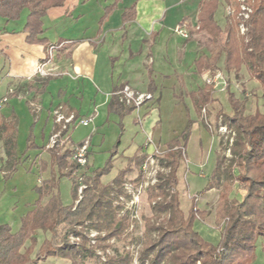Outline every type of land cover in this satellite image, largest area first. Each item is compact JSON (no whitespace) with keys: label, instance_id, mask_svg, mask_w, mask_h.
Masks as SVG:
<instances>
[{"label":"crops","instance_id":"1","mask_svg":"<svg viewBox=\"0 0 264 264\" xmlns=\"http://www.w3.org/2000/svg\"><path fill=\"white\" fill-rule=\"evenodd\" d=\"M175 1L64 0L62 6L48 10L42 19L43 38L47 40V45L38 46L26 41L24 28L27 10L15 22L0 18V98L8 99L7 103L0 105V127L6 128L5 133L0 129V220L4 200L9 194H17L21 188H30L34 197L26 203L28 212L19 218L21 226L22 219L34 209L38 200L35 189L56 172L52 150L74 155L75 148L81 144L78 143L79 139H75L76 127L62 133V142L68 138L64 146L49 148L51 138L60 130L52 114L58 107L79 119L94 117L93 128L85 139H91L89 159L93 158L95 163L98 156L92 150L94 143L98 144L99 141L100 149L105 142L106 131L113 129L117 133V145L109 151L100 152L110 155L103 166L112 161L108 174L117 168L114 178L108 181L103 179L105 176L102 178L104 184L111 183L128 168L130 173L126 183L137 185L140 169L136 167L134 159L147 156L144 149L147 137L164 148L181 137L183 133L177 138H171L169 133L166 137L161 133L155 135L162 123L161 116L158 122L153 116L156 108H164L170 100L185 104L186 96L193 110L190 95L208 86L204 83V74L199 75L195 68V62L200 57L195 48L200 46L203 39L196 36L189 41L175 33L177 28H183L189 37V29L197 25L201 13V0ZM174 6H185L187 12L181 20L168 24L163 10ZM182 23L185 25L181 26ZM52 29L54 32H51ZM52 45L59 47L53 55L52 66L48 67L54 72L43 78L36 75V70L47 59L48 48ZM125 87L136 94H151L153 100L146 102L139 111L126 113L127 108L120 106L116 96ZM213 94L215 96L216 91L213 90ZM207 114L197 115L210 132L205 119ZM193 118L197 117L190 113L189 108L187 119L190 121ZM9 132L16 135V158L20 160V165L16 173L7 179L3 138ZM111 154H114L112 158ZM219 155L218 149L207 192L195 196L200 197L198 210L206 214V220L213 216L215 222L220 190L213 183L212 176ZM97 169L101 168H94V164L89 162L87 178ZM235 188L233 186L230 198L240 201L245 193L241 191V198H238ZM214 192H218V195L213 213H210ZM144 203L148 204L147 199ZM15 209L17 207L9 208L6 213L13 214ZM0 224L10 225L1 221ZM196 228L212 242L220 237L219 232L212 234L211 229L201 221H197ZM259 240L253 264H264V240Z\"/></svg>","mask_w":264,"mask_h":264},{"label":"trees","instance_id":"2","mask_svg":"<svg viewBox=\"0 0 264 264\" xmlns=\"http://www.w3.org/2000/svg\"><path fill=\"white\" fill-rule=\"evenodd\" d=\"M119 1L121 0H117ZM231 2L232 0H201V13L197 25L189 29L188 40L201 37L207 42V51L197 59L195 68L199 75H203L222 63L228 73L235 74L246 66L248 73L264 88V0H254L255 11L247 24L250 41L244 43L232 27L226 41L221 45L217 11L223 4L228 6ZM63 3L64 0H0V18L15 22L27 10L28 17L24 28L27 43L47 45V40L43 38L42 19L48 10L60 7ZM184 25L185 23L181 24ZM230 88L229 83L227 93L230 94L233 115L232 119L227 118L235 126L237 135L231 158L227 160L220 153L212 176L213 183L220 190L215 219L221 226L219 239L212 242L204 238L196 228L198 219L204 220L206 214L198 210L194 199L187 214L181 208L178 174L185 158L186 145L191 138V126L179 139L165 146V153L159 159L157 182L147 189V202L152 219L142 216L145 231L138 257L139 264L255 262L257 242L259 239L264 240V114L246 115L247 100L239 101L230 93ZM190 96L199 116L203 109L217 101L209 87ZM262 98L264 101V93ZM119 104L127 108L126 113L135 111L134 107ZM0 129L2 133L6 132L5 126ZM3 143L7 157L4 172L5 178L9 179L20 165V160L16 158L14 132L7 133ZM72 155L71 152L60 153L58 149L52 150L56 172L35 189L38 200L34 209L22 219L19 231L13 232L10 226L0 224V264H35L36 259L32 255L39 231L50 234L51 239L45 242L38 257L44 252V258H60L71 264H86L88 261H94L95 264L133 263L131 251L106 255L105 261L96 254V249H113L108 242L114 239L128 246H134L138 242V237L133 231H129L133 222L130 212H125L120 217L119 214H122L124 208L115 206L119 196L124 195L123 188L130 169L121 171L111 183L104 184L102 178L112 167V161L109 160L105 167L93 171L92 176L87 178V189L82 200L77 205L64 206L59 198V183L63 178L72 181L74 201H77V183L74 176L77 164ZM113 156L111 154V158ZM146 159V155L134 159L136 167L140 169L137 185L143 183L142 167ZM235 170L238 171L237 176ZM234 183H238L239 190L245 193L240 201L230 198ZM86 223H90L100 233L105 232V236L97 239V246H90L89 239L84 236L81 244H71V237L81 236L75 228L83 227ZM60 227L65 228L62 246L55 248L53 240ZM27 243H30V247H27Z\"/></svg>","mask_w":264,"mask_h":264},{"label":"rangeland","instance_id":"3","mask_svg":"<svg viewBox=\"0 0 264 264\" xmlns=\"http://www.w3.org/2000/svg\"><path fill=\"white\" fill-rule=\"evenodd\" d=\"M176 3V1L174 0ZM255 2L254 0H232L230 5L223 4L221 8L218 11L217 14V20H218V26L220 30V44H224L226 41L228 32L230 28H235L237 35L243 39L244 43H248L250 41L249 37V27L248 22L253 15ZM185 6H174L173 8H168L163 14L165 15L166 19L165 21L169 24H174L175 22L181 20L183 16H185L187 10H185ZM230 11H229V10ZM244 9H248V12H245ZM230 13V14H229ZM245 15H248V18H246ZM243 27L244 31L241 29ZM51 32H54L52 29ZM206 40H202V43L200 46H196L195 51L201 55L202 53L207 51L206 47ZM194 47V46H193ZM192 56V55H191ZM222 71L226 74L227 78L229 79V83L231 85L230 93L234 94L235 97L239 101L247 100L246 105V115L253 116L257 113L264 114V101H263V93L264 88L261 87L259 82H257L256 79L252 77L248 73V68L246 66L242 67V70L240 72H237L235 74L228 73L222 63L218 64V68L211 69L208 71ZM206 71V72H208ZM205 72V73H206ZM229 85V84H228ZM211 88V87H210ZM229 93H227V90L225 92H219L216 91V103L210 107L209 111L208 108L203 109L202 114H207L209 112V115L207 114L206 122L208 123V126L210 127V132L208 131V127L203 124L202 121L198 119V115L195 108L190 106L189 100L184 97V101H186L185 104H182V102H178L176 100H170L168 103H166L165 107H157L153 116H156L157 122L161 121L160 117H162V123L159 125V127L155 131V135L157 136L159 133L162 135H166L169 133L171 134V138H177L180 136L183 132L190 129L192 126V129L190 130V139L188 140V143L185 148V158L181 164L178 178L179 180V193H180V202H181V208L183 211L187 214L189 209L191 208V205L193 203V197H195L197 194H205L207 192V189L209 187V179L212 175V172L214 170V164L216 160V152L220 151L223 157L225 159L231 158V150L233 149L232 146L234 144V141L236 139V131L235 126H233L231 120L228 121L227 117H231L232 119V108L231 104L229 102ZM152 101V100H151ZM181 106V107H180ZM188 106V108H186ZM190 113L197 117L196 119H190V121L187 119L188 113ZM185 115H187L185 117ZM193 117V116H192ZM164 118V119H163ZM223 126L226 128V133L222 134L220 133V127ZM93 128V124L91 123L87 127L79 126L78 130L75 134V139H79L78 143H82L85 141V136L90 130ZM213 133V134H212ZM105 134V133H104ZM105 142L102 147H99V141L98 144L94 143V147L92 150L96 152V163L94 162V159H89V162L94 164V168H102L105 164V160H108L110 158L109 154H100V152H106L109 151L113 146L117 145L118 142V135L116 132H114L113 129H110V131H106L105 134ZM95 137V136H94ZM82 138V139H81ZM100 139V137H98ZM124 138L122 139V141ZM221 141V146L219 148ZM97 145V146H96ZM96 146V147H95ZM91 147V146H90ZM222 147V148H221ZM224 148L226 150H224ZM164 146L162 147V151H164ZM223 149V150H222ZM101 156H99V155ZM109 155V156H108ZM160 170V169H159ZM158 170V171H159ZM117 168H115L114 171H112L110 174L106 175L103 179L105 181H108L110 178H114L116 176ZM158 173V172H157ZM236 176L238 175V171L235 170ZM157 177V174H156ZM87 181V179H86ZM59 192L61 201L64 206H72L75 204L74 196H73V183L68 178L61 179L59 183ZM236 190V196L238 198H241V191L238 189L239 185L238 183L233 184ZM35 193L37 194L36 190ZM218 195V192H214L212 197V205H211V212L213 213L214 203L216 200V197ZM200 196V195H199ZM34 197V194L32 193L31 189H25L21 188L17 194L10 193L7 199L4 200L3 206H2V213H1V222H9V226L11 227L13 232L19 231L20 226V217L25 214L27 211L26 203L27 201H31ZM120 197V196H119ZM78 198V197H77ZM145 199H147V194ZM200 199V197H199ZM34 200V199H33ZM119 198L117 199V203L115 206H121L118 204ZM196 205L199 207V202L194 201ZM142 203V202H141ZM17 210L15 213L10 214L6 213V210L9 208H16ZM122 215L121 213L119 216ZM142 216H146L147 218L152 217V213L149 209L148 204L143 203V209H142ZM121 217V216H120ZM152 219V218H151ZM211 217H208L207 220H201L198 221L203 222L205 226H207L212 234L217 235V233H220L221 226L218 225ZM212 220V222H211ZM64 227H60L58 231L57 237L52 241L55 244L56 247L62 246V236L64 234ZM75 230L78 233H81L80 238H70L71 244H81L82 243V237H86L89 239V245L90 246H97L98 245V238L104 237V233H100L93 229L90 225V223H86L83 227L75 228ZM130 232L133 231L134 235L138 237V242L134 246H128L121 242H116V240L109 241L108 244L113 246V249H108L107 251H103L100 249H96V254L101 257L102 261H105L107 256L106 255H113L116 253H124V251H131L133 255V263L132 264H139L138 263V257L139 252L143 245V233L145 231V221H137V222H131ZM94 235V236H93ZM51 239V235L48 233H44L42 231H39L36 234V245L33 248V255L32 258L36 259L35 264H71L69 261L62 260L60 258H44V252L42 254L38 253L44 246L46 241H49ZM216 241V240H215ZM262 240H259V242ZM52 243V244H53ZM53 246V245H52ZM27 247H30V243H27ZM86 264H95L94 261H88Z\"/></svg>","mask_w":264,"mask_h":264},{"label":"built area","instance_id":"4","mask_svg":"<svg viewBox=\"0 0 264 264\" xmlns=\"http://www.w3.org/2000/svg\"><path fill=\"white\" fill-rule=\"evenodd\" d=\"M229 10V9H228ZM230 11V10H229ZM248 12V9H244ZM230 14V13H229ZM248 18V15H245ZM243 30L244 28L241 27ZM244 31V30H243ZM175 33L183 38H188V33L183 28H177ZM59 47L50 46L47 51V59L44 63L38 65L36 70V75L40 77L47 78L53 74V69L48 68L52 64V59L55 51ZM52 66V65H51ZM203 80L206 86L211 87L214 91L225 92L228 88L229 79L226 74L222 71H208L203 75ZM121 104L127 107H134L135 111H139L141 107L148 101L153 100L151 94H140L134 92L129 87H125L122 91L116 94ZM8 102L6 97L0 98V105ZM53 117L55 123L60 127V130L53 135L50 141L49 148H54L55 146H64L67 139L61 141V135L63 132H70L71 129L83 126L87 127L94 122V117L79 119L74 114L65 113L62 107H58L53 111ZM220 133L225 134L226 128L221 126ZM91 146V139L87 138L79 146L75 148L73 160L77 164V170L74 173L77 183V205L84 196V191L87 189L86 179H87V167L89 165V150ZM144 149L147 151V159L142 167V172L144 174V180L142 184L135 185L133 183L124 184V195L119 197L118 204H120L124 209L122 215L125 212H130L131 221L139 222L142 218L143 203L147 194V189L149 186H153L157 182L156 174L159 168V159L165 153L162 151V147L155 144L151 137H147L144 144ZM129 198H128V197ZM195 201L198 202L199 197H193ZM142 202V203H141ZM94 236V235H93Z\"/></svg>","mask_w":264,"mask_h":264}]
</instances>
